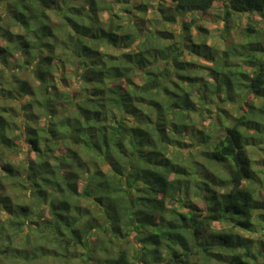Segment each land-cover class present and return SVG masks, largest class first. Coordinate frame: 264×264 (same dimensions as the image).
Returning a JSON list of instances; mask_svg holds the SVG:
<instances>
[{
	"label": "trees",
	"instance_id": "16d2710c",
	"mask_svg": "<svg viewBox=\"0 0 264 264\" xmlns=\"http://www.w3.org/2000/svg\"><path fill=\"white\" fill-rule=\"evenodd\" d=\"M168 1L0 0V264H264V0Z\"/></svg>",
	"mask_w": 264,
	"mask_h": 264
},
{
	"label": "rangeland",
	"instance_id": "374dc122",
	"mask_svg": "<svg viewBox=\"0 0 264 264\" xmlns=\"http://www.w3.org/2000/svg\"><path fill=\"white\" fill-rule=\"evenodd\" d=\"M144 1L147 3V10L144 12L143 15L141 13H137L136 11H134V13H137V15L130 14L131 19L133 21L137 22V24H139L140 26H142V28H144L145 26L147 27L149 25V19H152L154 17L159 19L158 24L160 26H163L165 28H169L175 32H179V30H180V21L191 20V18L195 19L194 24L191 27L192 33H195V31H198V29L196 27L197 25H201L206 29V31L204 32L205 34H207V33L210 34L212 32L218 33L221 31V28L223 27V21L218 16L221 12L220 8H213V9H210L207 11H199V12H195V13L189 12V14H186L184 16H179L175 12L174 8L172 7V5L169 3L168 0H144ZM158 2H161V6H163V8H164L163 11L158 10ZM119 8H120L119 4L116 3L114 5L113 10H115L117 12H124L123 9H119ZM100 14H101L102 18L106 19L105 18L107 15L106 13L101 12ZM164 14L173 15L174 16L173 21L166 20L163 17ZM139 16H143V18H144L143 21H142V19H140ZM252 17H256V18L260 19L259 24L264 25V17H260L258 14L252 15ZM144 20H147V21H144ZM246 21H247V15L246 14H242V16H240L238 18H234L232 20L231 24L235 28V32H232V34L234 36L233 38L236 39L237 34L239 35L240 31L245 26ZM208 41L210 42V40H208ZM218 43L222 47L221 42H218ZM199 61L201 63L205 62L203 59H199ZM207 63L209 64V62H207ZM19 156H21V154ZM215 226H222V225H220V223H215Z\"/></svg>",
	"mask_w": 264,
	"mask_h": 264
}]
</instances>
